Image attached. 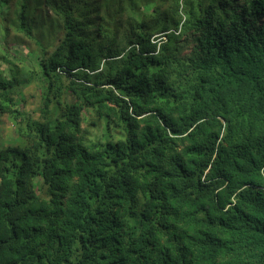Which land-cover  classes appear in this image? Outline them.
I'll return each instance as SVG.
<instances>
[{"label":"trees","instance_id":"trees-1","mask_svg":"<svg viewBox=\"0 0 264 264\" xmlns=\"http://www.w3.org/2000/svg\"><path fill=\"white\" fill-rule=\"evenodd\" d=\"M2 34L43 107L0 53V264H264V0H0Z\"/></svg>","mask_w":264,"mask_h":264},{"label":"rangeland","instance_id":"rangeland-1","mask_svg":"<svg viewBox=\"0 0 264 264\" xmlns=\"http://www.w3.org/2000/svg\"><path fill=\"white\" fill-rule=\"evenodd\" d=\"M2 35H0V53L7 56L9 58V64H16L20 67V70L24 69V67L30 68L35 74V81L29 85L24 86L22 85L20 88L23 91V99L20 97H16L19 104H21L22 109L26 112L31 114V116L35 119L41 118V109L43 107V96L41 92V87L43 85V79L41 77V69L36 62L37 53H28L24 52L23 49L25 47H21L18 44L10 43L12 39H10L8 43L4 44L2 40ZM9 46L8 51H1L2 48ZM193 44L189 42V44L184 46L183 54L190 53ZM25 57V58H23ZM23 58V59H22ZM30 63V65H29ZM9 65V66H10ZM3 69L9 75L8 65L3 64ZM10 69V67H9ZM11 75V73H10ZM64 99H67V96H63ZM69 101V98L68 100ZM83 123L82 127L84 126L88 130V134L91 137H101L104 133L102 127L104 128V121L99 119L97 116L96 111L91 108L84 109L83 115ZM105 129V128H104ZM15 136V128L11 121L8 120L7 115L0 114V140L4 143L11 142Z\"/></svg>","mask_w":264,"mask_h":264},{"label":"clouds","instance_id":"clouds-1","mask_svg":"<svg viewBox=\"0 0 264 264\" xmlns=\"http://www.w3.org/2000/svg\"><path fill=\"white\" fill-rule=\"evenodd\" d=\"M175 34H179V31L178 32H175ZM161 40V39H160ZM75 72V71H74ZM64 75V74H63Z\"/></svg>","mask_w":264,"mask_h":264}]
</instances>
